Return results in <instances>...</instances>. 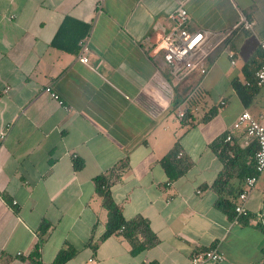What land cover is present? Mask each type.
<instances>
[{
    "label": "crops",
    "instance_id": "obj_1",
    "mask_svg": "<svg viewBox=\"0 0 264 264\" xmlns=\"http://www.w3.org/2000/svg\"><path fill=\"white\" fill-rule=\"evenodd\" d=\"M180 1L190 30L221 33L240 13L255 24L253 33L218 34L207 73L173 84L161 47ZM62 23L58 48L52 40ZM263 37L264 0H104L101 7L98 0H0V264H31L42 221L51 232L38 264H52L65 244L76 254L64 264H189L212 246L224 256L218 264H264V175L241 223L215 207L218 192L209 187L225 165L214 141L229 147L221 195L232 203L239 174L254 166L243 129L230 128L244 110L256 119L264 113V84H253ZM81 40L88 64L78 59ZM191 100L188 126L176 114ZM176 143L190 166L169 179L159 160ZM121 159L128 165L112 197L126 219L143 217L158 239L138 254L119 235L99 239L106 210L93 178Z\"/></svg>",
    "mask_w": 264,
    "mask_h": 264
},
{
    "label": "built area",
    "instance_id": "obj_2",
    "mask_svg": "<svg viewBox=\"0 0 264 264\" xmlns=\"http://www.w3.org/2000/svg\"><path fill=\"white\" fill-rule=\"evenodd\" d=\"M104 0H98V7L102 6ZM169 20L173 24V29L162 39L163 60L168 66L169 77L173 84L182 82L188 75L198 72L199 75H205L208 71V58L215 48L213 39L219 34L222 40L228 38L233 32L243 30L250 33L254 32V21L243 13H240L238 20L228 29L221 33L210 31L207 29L190 30L187 28L188 14L184 7V2L180 1L178 6L169 13ZM80 52L78 59L88 64L89 46L85 40L80 41ZM258 47L262 53L261 62L254 72L253 84L260 87L264 84V37L258 40ZM233 52H229L228 56L233 58ZM231 63H234L232 59ZM252 83L246 82V85ZM50 91V87L45 88ZM56 97L54 93H51ZM222 105L223 101L220 102ZM184 111H178L176 117L182 119ZM242 128L244 131V145H248L251 141L257 144L254 153V175L244 177L241 190L236 195L234 203V216L232 223H241L242 220L250 217L249 210L246 206V200L254 189L257 176L264 175V113L261 119L254 118L247 110L240 113L236 121L231 125L230 131ZM230 131L225 136L226 141H231ZM6 136V132L0 133V144ZM182 152L178 153L181 156ZM261 215L258 214L256 220H260ZM224 259L223 253L216 246H212L207 250H198L190 257L189 264H218Z\"/></svg>",
    "mask_w": 264,
    "mask_h": 264
},
{
    "label": "trees",
    "instance_id": "obj_3",
    "mask_svg": "<svg viewBox=\"0 0 264 264\" xmlns=\"http://www.w3.org/2000/svg\"><path fill=\"white\" fill-rule=\"evenodd\" d=\"M64 36V23L60 26L57 31L55 37L52 40V45L58 48H64L61 44V41ZM178 103V102H177ZM196 104V100H191L186 104V108L184 110V114L182 117V121L185 122L188 126H192L194 124V120L192 119V113L190 110V105ZM205 119V117H202ZM212 148L218 155L221 160L224 162V169H222L214 182L209 186L218 192V198L215 202V207L227 213V215L232 218L234 216V203H232L229 199L224 198L221 195V190L224 186V178L226 174L227 166L231 161L229 159V155L227 154V150L229 147L221 146L220 143L214 141L212 143ZM257 144L252 141L249 145L245 146L244 150L247 151L249 155L254 157V153L256 151ZM179 145L174 144L169 151L159 160L161 166L167 173L169 179H176L180 175H182L190 166V162L188 158L178 156L180 151ZM254 160V159H253ZM83 162L81 159H74L73 166L75 169L81 168ZM127 160L121 159L117 161L111 168L107 169L96 175L93 178L94 184V193L101 199V205L106 210V222L105 229L103 233L100 235L99 239L103 240L112 235H119L124 240L128 241L131 246V253L138 254L139 252L148 249L155 245L158 241L157 237L151 232L147 221L141 217L136 216L132 219H126L122 213V207L120 204L116 203L111 194V186L117 180L120 179L123 171L127 167ZM255 169L254 166H248L245 171L239 174L238 177L244 178L247 175H254ZM38 238L34 244L32 252L28 256L31 264H38L40 257V248L44 241L47 239L51 232V225L48 222L42 221L38 228ZM91 242L89 241L88 244ZM208 248H203L201 250H207ZM76 254V250L65 244L61 247L56 253L52 264H64L67 260L72 258ZM146 264H156L146 263Z\"/></svg>",
    "mask_w": 264,
    "mask_h": 264
},
{
    "label": "rangeland",
    "instance_id": "obj_4",
    "mask_svg": "<svg viewBox=\"0 0 264 264\" xmlns=\"http://www.w3.org/2000/svg\"><path fill=\"white\" fill-rule=\"evenodd\" d=\"M194 74H195V75H199L197 71H196V72H194Z\"/></svg>",
    "mask_w": 264,
    "mask_h": 264
}]
</instances>
